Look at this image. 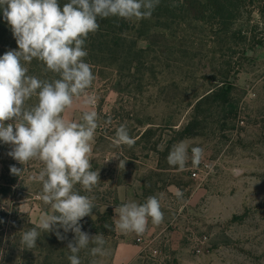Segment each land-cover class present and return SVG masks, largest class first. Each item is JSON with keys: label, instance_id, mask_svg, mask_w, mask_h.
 Instances as JSON below:
<instances>
[{"label": "rangeland", "instance_id": "rangeland-1", "mask_svg": "<svg viewBox=\"0 0 264 264\" xmlns=\"http://www.w3.org/2000/svg\"><path fill=\"white\" fill-rule=\"evenodd\" d=\"M258 7L236 25L249 28L245 41H228L212 24L187 19L135 20L142 63L122 71L93 68L94 104L77 100L65 113L72 120L83 111L98 113L90 162L108 189L122 181L136 203L152 195L160 200L164 220H149L143 234L154 239L161 256L144 252L134 264H264V23ZM225 75L230 86L217 99L201 102ZM121 124L134 146L114 144ZM181 141L189 158L192 147L204 150L212 167L207 181L189 177V161L183 169L168 164L169 151ZM10 150L0 142V184L9 189L0 198V212L15 207L33 215L37 225L48 210L40 199L42 184L33 179L43 165L23 166ZM13 165L24 169L20 177L10 172ZM203 236L208 242L197 252L196 238ZM119 243L117 235L105 241L109 254L101 264H113Z\"/></svg>", "mask_w": 264, "mask_h": 264}, {"label": "clouds", "instance_id": "clouds-1", "mask_svg": "<svg viewBox=\"0 0 264 264\" xmlns=\"http://www.w3.org/2000/svg\"><path fill=\"white\" fill-rule=\"evenodd\" d=\"M160 3L161 0H67L61 5L60 0H0V13L18 46L0 56V142L11 146L8 155L19 164L42 163L33 179L41 182L40 199L48 206L38 224L22 233L20 243L26 249L36 246L42 232H54L61 241L72 232L74 238L66 247L71 253L70 264H82V249H89L93 257L109 254L103 234L90 236L82 231L80 221L93 215L95 204L94 198L76 189L80 185L91 192L100 182L99 171H93L90 162L99 116L95 110H87L80 120H72L65 113L77 100L82 99L85 106L94 104L89 89L95 76L85 60L86 41L89 34L99 30V21L111 17L125 21L147 19ZM170 6L177 7L176 0H171ZM34 59L42 63L44 73L51 72L54 78L30 75L25 65ZM33 97L36 103L29 105ZM105 124L110 125L111 120ZM113 142L132 147L136 141L127 126L121 124ZM203 154L201 147L191 148L193 166L201 163ZM188 161V145L183 141L173 145L168 164L183 169ZM120 165L124 166V162L120 161ZM23 171L10 166L13 175L20 177ZM175 195L183 197L179 190ZM114 212L118 217L115 228L122 233L142 235L149 220L153 225L164 220L155 195L142 204L122 203ZM104 227L111 230L112 226ZM90 244L94 246L89 248Z\"/></svg>", "mask_w": 264, "mask_h": 264}, {"label": "trees", "instance_id": "trees-1", "mask_svg": "<svg viewBox=\"0 0 264 264\" xmlns=\"http://www.w3.org/2000/svg\"><path fill=\"white\" fill-rule=\"evenodd\" d=\"M67 0H60L61 5ZM178 6L171 7V0H161L160 5L155 9L152 16L147 19H161L166 21H176L187 19L202 24H212L218 29L221 36L228 41L239 38L243 41L248 38L249 28L238 27L247 10L259 4L258 11L261 23H264V0H176ZM250 12H248L249 14ZM251 14V13H250ZM250 20L249 22H251ZM263 21V22H262ZM134 22L125 21L116 17L99 21L100 28L95 34H89L86 41L88 56L85 58L93 68H115L118 71L133 69L142 63L141 50L138 48L139 37L134 34ZM250 27V25L248 26ZM255 28L256 26H252ZM18 46L12 35V31L0 13V56L8 50H15ZM29 69L30 75H35L41 79H52L54 74L44 73L43 65L37 60L25 65ZM230 83L229 75L222 77L216 89L201 99H217L221 92H224ZM29 105L36 103V97L27 102ZM93 171H97L96 166H92ZM4 181V177H2ZM106 179L100 177V182L91 192H86L80 185L76 189L81 195L94 198L95 208L93 215L84 217L80 223L82 231L90 236L103 234L105 241L117 235L115 228L114 207L119 203L116 190L112 191L106 187ZM5 183L4 186H7ZM123 185L119 181L116 186ZM7 187L0 184V198L6 196ZM108 224L111 230L105 228ZM29 216L21 213L15 207L10 211L0 212V264H70L68 256L70 251L66 248L67 243L73 240L74 233L65 234L67 239L61 241L57 239L54 232L41 233L37 244L32 249H26L20 243L22 233L35 227ZM63 232V230H60ZM94 245H89V248ZM105 247V245H104ZM82 264H101L103 257L90 255L89 249H82L79 253Z\"/></svg>", "mask_w": 264, "mask_h": 264}, {"label": "crops", "instance_id": "crops-1", "mask_svg": "<svg viewBox=\"0 0 264 264\" xmlns=\"http://www.w3.org/2000/svg\"><path fill=\"white\" fill-rule=\"evenodd\" d=\"M115 190L119 205L127 202H136L137 196L132 193L133 191H131L132 189L130 187L123 184L116 186ZM30 218L33 220V215H30ZM116 219L118 217L115 215ZM35 222L38 223L37 220ZM116 231L120 243L115 249L113 264H134L141 257V248L135 243L136 238L140 235L135 233H122L119 229H116Z\"/></svg>", "mask_w": 264, "mask_h": 264}, {"label": "built area", "instance_id": "built-area-1", "mask_svg": "<svg viewBox=\"0 0 264 264\" xmlns=\"http://www.w3.org/2000/svg\"><path fill=\"white\" fill-rule=\"evenodd\" d=\"M191 157V153H190ZM212 172V167L210 162L206 160L203 156L201 163L198 166H193L191 159L189 158V167L187 168V173L189 177L194 181L204 182L207 181ZM196 249L200 252L202 246L208 242V237L203 236L201 238H196ZM137 245L141 248V254L144 252H149L154 257H160L161 252L155 245L154 239L142 234L136 238ZM167 258V257H166Z\"/></svg>", "mask_w": 264, "mask_h": 264}]
</instances>
